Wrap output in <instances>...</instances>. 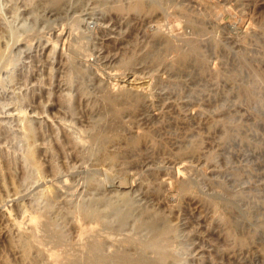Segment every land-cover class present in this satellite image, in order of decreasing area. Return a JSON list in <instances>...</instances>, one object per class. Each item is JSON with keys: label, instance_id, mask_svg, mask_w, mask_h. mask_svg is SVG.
I'll return each instance as SVG.
<instances>
[{"label": "rangeland", "instance_id": "rangeland-1", "mask_svg": "<svg viewBox=\"0 0 264 264\" xmlns=\"http://www.w3.org/2000/svg\"><path fill=\"white\" fill-rule=\"evenodd\" d=\"M118 1L0 0V264H25L14 220L27 224L40 211L48 185L59 186L64 211L125 190L136 213L159 208L178 224L180 264H264V0H155L160 6L143 12L111 9ZM122 86L145 97L115 117L103 94ZM24 117L38 131L40 176L24 160ZM105 127L154 142L124 150L114 166L80 154ZM195 140L201 155L183 154ZM157 178L191 179L199 196L180 199L173 184L157 189ZM227 227L235 236L225 237ZM67 228L75 239L79 227ZM111 228L102 231L138 232L132 220Z\"/></svg>", "mask_w": 264, "mask_h": 264}, {"label": "bare ground", "instance_id": "bare-ground-1", "mask_svg": "<svg viewBox=\"0 0 264 264\" xmlns=\"http://www.w3.org/2000/svg\"><path fill=\"white\" fill-rule=\"evenodd\" d=\"M52 1L56 5H60L63 2V0ZM159 6L160 4L155 0H128V2L119 0L117 3L110 5V8L117 12L131 10L143 12V10L148 11ZM79 20V17L75 18L76 22ZM194 47L195 49H199L197 45ZM78 49L80 50V47ZM197 53H200L199 50ZM123 58V63L126 65L135 61V57L132 55ZM13 60L11 61L13 62ZM71 66L75 70V74L81 70L80 65L76 61H72ZM71 72L67 78L69 84L73 82L74 76H76ZM71 96L70 94L65 99L69 104H72ZM143 97H145L144 91L128 86H122L118 91H108L103 94L104 101L110 106L111 113L115 117H118L126 110H136ZM73 133L69 131L70 139L76 143H81L82 140ZM23 137L27 141V149L24 154L26 165L32 168L33 174L36 173V176H40L42 166L37 158L38 131L30 118L24 117ZM88 138L90 145H86V142L83 141L85 148L80 150L78 147V152L82 155H99V158L109 161L113 166L122 159L124 150L139 148L143 142L153 141V137L151 136L149 139V136L141 134L133 133L127 135L117 128L111 130L106 127L94 128ZM111 146H114V148H111ZM200 149L199 141L195 140L185 147L182 153L194 156L201 155ZM53 167L59 171L55 163ZM32 173L30 176H32ZM33 176L32 178L34 179L35 175ZM157 180L159 181L158 178ZM102 181L93 176L89 179V183L96 186H101L103 184ZM121 181L129 183L128 178ZM162 184L175 185L179 191L180 199L185 197L196 198L199 196L191 179L169 180L162 178L159 184L156 185L157 189ZM58 189V185L55 187H49L48 185L40 191V194L45 198V203L38 213L28 214L27 224L14 220V224L20 232H18L17 246H21L25 264H33L34 261H40L43 257L47 258L49 264H180V260L176 256L177 248L174 245V240L179 231L178 224L169 214L155 207L141 208L139 213H136L134 209L136 206L132 204V201H129L127 190L117 191L118 193L112 195V197H107L109 196L107 194L99 195V197L98 195H93L97 197H93L89 202H81L68 211L65 210V212L57 204ZM116 195L130 206L126 205L128 208L125 209V206L122 209L120 205L123 202H120L118 205L119 201H116L118 199ZM218 215L219 219L225 221L224 226L226 223H230L231 220L227 215L221 212ZM87 220H89V223L94 221L95 225L87 223L89 226H85L86 223L84 225L83 222ZM131 220L135 230L138 229L137 233L124 232L125 234L119 235L118 233H114L116 231H102L104 226L112 227V230H115V227L125 228ZM69 222L77 225L80 229L75 239L69 235L67 228V223ZM144 230H147V233L143 234L142 231ZM235 232L227 227L225 237L228 235L231 237L235 236ZM238 240L240 244L248 242V238L243 236H239ZM47 241L48 244L52 242L57 247L52 246L53 248L48 252L45 250Z\"/></svg>", "mask_w": 264, "mask_h": 264}, {"label": "water", "instance_id": "water-1", "mask_svg": "<svg viewBox=\"0 0 264 264\" xmlns=\"http://www.w3.org/2000/svg\"><path fill=\"white\" fill-rule=\"evenodd\" d=\"M135 181V180H134Z\"/></svg>", "mask_w": 264, "mask_h": 264}]
</instances>
